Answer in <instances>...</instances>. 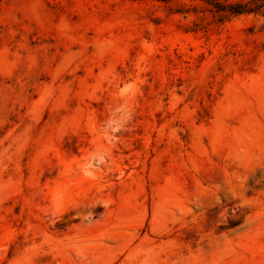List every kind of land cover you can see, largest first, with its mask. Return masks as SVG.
Masks as SVG:
<instances>
[{"label":"rangeland","instance_id":"1","mask_svg":"<svg viewBox=\"0 0 264 264\" xmlns=\"http://www.w3.org/2000/svg\"><path fill=\"white\" fill-rule=\"evenodd\" d=\"M0 264H264V0H0Z\"/></svg>","mask_w":264,"mask_h":264},{"label":"trees","instance_id":"2","mask_svg":"<svg viewBox=\"0 0 264 264\" xmlns=\"http://www.w3.org/2000/svg\"><path fill=\"white\" fill-rule=\"evenodd\" d=\"M238 9H242V6L239 5V6H238ZM237 11H239V10H237Z\"/></svg>","mask_w":264,"mask_h":264}]
</instances>
